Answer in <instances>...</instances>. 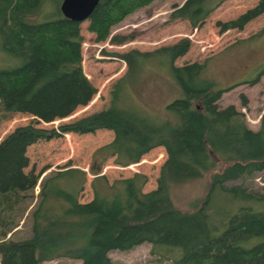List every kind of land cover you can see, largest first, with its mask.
Wrapping results in <instances>:
<instances>
[{
	"label": "trees",
	"instance_id": "16d2710c",
	"mask_svg": "<svg viewBox=\"0 0 264 264\" xmlns=\"http://www.w3.org/2000/svg\"><path fill=\"white\" fill-rule=\"evenodd\" d=\"M152 1L99 0L87 18L88 29L96 40H104L113 25ZM222 1L181 0L173 4L170 18H186L197 27ZM45 2L51 4V14L50 9L44 13ZM60 3L0 0V50L8 57L0 65V111L5 118L15 112L32 116L0 139V210L12 209L37 184L40 174L27 169L32 144L62 132L100 128L112 131L113 138L93 153L99 161L89 165L94 174L91 199L78 198L86 178L80 167L66 166L42 176L31 210V232L22 239L0 238L1 264H43L58 257L111 264L109 251L130 250L143 242L170 264H264V193L226 183L264 170V110L259 126L250 127L233 103H218L225 90L239 83L219 87L206 74L205 60L175 64L191 45L185 36L153 50L115 53L125 61L127 72L113 83L107 106L57 128L36 125L72 114L97 92L82 67L81 21L64 16ZM263 12L264 0H258L239 16L216 23L221 31L242 29ZM38 13L42 16L34 19ZM131 38L110 36L118 43ZM155 57L169 66L182 92L167 103L170 114L162 119L120 103L124 82L135 79ZM263 73L249 82H257ZM242 104H247L245 96ZM159 145L166 158L154 188L143 190L148 176L142 172L112 182L99 173L109 156L126 165ZM206 173L210 178L204 196L192 201L189 210L177 207L171 185Z\"/></svg>",
	"mask_w": 264,
	"mask_h": 264
},
{
	"label": "rangeland",
	"instance_id": "374dc122",
	"mask_svg": "<svg viewBox=\"0 0 264 264\" xmlns=\"http://www.w3.org/2000/svg\"><path fill=\"white\" fill-rule=\"evenodd\" d=\"M181 0H153L150 4L139 8L111 27L112 34H131L132 38L124 42H114L108 36L104 40H96L95 34L88 29V19L81 21L80 31L84 37L82 42V67L96 86L97 92L86 104L65 117L51 122L40 121L38 126L57 128L60 123L68 122L107 106L110 89L113 83L127 72L122 58L115 53L137 48L142 51L153 50L161 45L170 44L182 37H189L191 45L188 51L174 60L175 64L186 61L205 60L206 74L212 76L219 87L227 88L239 83L222 93L218 103L225 106L233 103L252 128L259 126V119L264 110V73L259 81L250 83L264 69V14L251 20L247 27L221 31L217 21H226L240 15L246 8L253 6L258 0H223L205 19L201 25L193 27L186 18H170L173 4ZM55 7V3L53 5ZM52 11L49 2L43 6ZM42 15L35 14L34 19ZM8 61L6 54L0 50V65ZM11 62V60H10ZM121 102L137 110L162 119L170 113L166 105L172 99L182 95L181 88L175 81L169 66L155 57L144 65L135 79L124 82ZM242 96L247 104H242ZM31 115L25 113H7L3 117L0 111V139L16 126L27 123ZM113 132L108 129H97L94 132L71 133L62 132L50 139H41L27 149L29 168L40 174L32 191L24 192V197L14 204L12 209L0 210V238L22 239L31 232V210L37 202L39 183L42 176L53 170L76 166L86 171L83 189L79 193L80 201L93 197L92 178L89 165H96L99 157L93 158L94 151L109 142ZM166 158L165 148L156 146L146 152L139 161L126 165L118 164L114 156H109L101 163L100 174H105L108 181L132 175L134 172L147 174L148 180L143 190L156 186L160 166ZM210 173L170 187L173 203L182 209L192 208V201L203 197L207 191ZM227 184H242L248 190L264 193V170L254 177H239L226 181ZM218 200V199H216ZM229 205L225 201L224 205ZM260 206V204H256ZM217 215L214 214V217ZM217 218V217H216ZM219 218V217H218ZM217 218V219H218ZM216 219V220H217ZM9 229L4 236L2 231ZM111 264H170L160 254L151 252V244L143 242L130 250L113 249L109 251ZM1 264V262H0ZM43 264H81V260L58 257L46 260Z\"/></svg>",
	"mask_w": 264,
	"mask_h": 264
},
{
	"label": "water",
	"instance_id": "95a60500",
	"mask_svg": "<svg viewBox=\"0 0 264 264\" xmlns=\"http://www.w3.org/2000/svg\"><path fill=\"white\" fill-rule=\"evenodd\" d=\"M99 0H61L60 9L64 16L77 21L87 19Z\"/></svg>",
	"mask_w": 264,
	"mask_h": 264
},
{
	"label": "crops",
	"instance_id": "0c3cea01",
	"mask_svg": "<svg viewBox=\"0 0 264 264\" xmlns=\"http://www.w3.org/2000/svg\"><path fill=\"white\" fill-rule=\"evenodd\" d=\"M262 14H264V12L261 13L260 15H258V16H261ZM258 16H256V17H258ZM256 17H255V18H256ZM255 18H253V19H255ZM253 19H251V20H253ZM251 20H250V21H251ZM250 21H248V22L244 25V27H243L242 29H240V31L243 30L245 27H247V25L249 24ZM230 29H234V28H230ZM235 29H236V28H235ZM227 30H228V29H227ZM258 81H259V80H258ZM221 96H222V95H221ZM220 98H221V97H220ZM218 101H219V100H218ZM71 133H72V132H71ZM72 134H73V133H72Z\"/></svg>",
	"mask_w": 264,
	"mask_h": 264
}]
</instances>
